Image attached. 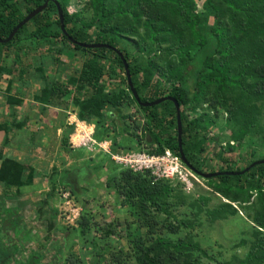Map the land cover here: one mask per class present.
Returning <instances> with one entry per match:
<instances>
[{
	"label": "rangeland",
	"instance_id": "1",
	"mask_svg": "<svg viewBox=\"0 0 264 264\" xmlns=\"http://www.w3.org/2000/svg\"><path fill=\"white\" fill-rule=\"evenodd\" d=\"M209 1L195 0L192 14L207 13L204 4ZM242 2H237L239 9ZM221 4L220 14L207 13L203 28L209 33L217 26L229 40L235 24L227 17L228 5ZM251 5L261 6L262 10L264 0H254ZM65 7L68 15H78L84 23L91 22L88 0H66ZM54 17L55 14L53 20ZM241 21L239 14L237 22ZM33 30L29 25L26 36ZM138 30L142 33V29ZM163 32L160 27L154 30L156 44L165 37ZM86 33L93 39L92 30ZM145 36L142 35L147 43L145 53L149 54L150 44ZM182 37L184 46L192 45L191 34L183 31ZM121 38L119 44L130 53L133 64L140 67L146 60H141L144 57L131 46L139 42L138 38L126 34ZM24 39L32 44L28 37ZM234 40L238 43L244 37ZM17 41L19 45L23 39ZM54 41L60 44L55 55L61 68L53 72L58 80L51 81L49 87L48 83L47 89L60 87L68 91L62 101L52 97L51 105L63 108L73 118L62 124L60 130L51 123L40 128L41 121L31 125L30 129L39 128L45 134L46 129H51L47 136L52 132L54 141H49L45 150L34 149L31 157L34 159L24 165L23 185L18 191L0 185V264H169V260L176 264L164 251L168 249L172 254L174 250L169 247L180 243H185L188 256L183 259L174 256L179 264H264L260 261L264 252L254 247L257 238L253 233L257 227L252 223V218L263 213L264 199L261 202L251 196L249 204L254 205V210L250 216L246 204L231 203L218 195L211 186L213 180L194 175L168 151L155 154L156 148L145 143L141 134L145 113L131 100L117 110H104L102 118L80 122L74 100L88 99L93 90L81 83L70 85L68 81L78 79L89 56L58 39L46 45L51 46ZM259 41L257 38L253 44ZM171 45L157 47L150 61L160 68L168 69L169 64L176 67L177 57L166 56L162 51ZM230 60L237 58L231 56L227 61ZM99 65L106 94L126 91L124 72L113 64L109 54ZM137 77L141 82L145 78L142 72ZM248 79L244 78L242 86L251 85ZM227 96L237 109L239 122L231 123L224 110H214L207 102L181 108L189 122L202 119L197 142L205 140V151L191 162V167L201 174L244 171L252 162L264 159L263 101L248 100L249 93L242 94L236 85L227 88ZM213 97L208 92L204 99ZM243 126L246 130L240 135ZM193 134L190 133V141ZM65 172L76 175L73 188L60 183ZM127 172L137 180L127 182L124 176ZM140 182L169 187L171 192L160 202L161 210L151 203L143 209L133 195L127 198L126 193H132L128 187Z\"/></svg>",
	"mask_w": 264,
	"mask_h": 264
},
{
	"label": "trees",
	"instance_id": "2",
	"mask_svg": "<svg viewBox=\"0 0 264 264\" xmlns=\"http://www.w3.org/2000/svg\"><path fill=\"white\" fill-rule=\"evenodd\" d=\"M54 1L61 8L68 37L82 44L107 45L123 56L129 68L133 88L141 103H153L168 97L176 101L180 110L182 152L190 166L191 162H195L205 151L203 148L205 140L201 139L197 142V131L201 130L202 119L189 122L181 108L207 102L214 110L216 108L224 110L231 123L239 122L235 105L232 106L228 96L226 97L227 88L234 85L242 94L248 95L249 93L251 97H247L248 100L264 103V61H262L264 59V25H260L264 23V8L261 10V6H252L251 3L254 0H242L241 9L237 5L240 0H210L204 4V9L212 16L216 15V12L218 14L222 12L221 2L228 5L230 15L227 17L235 24L233 25L234 35L229 40L226 38L225 31L217 26L212 27L209 33L205 31L203 24L207 20V13L203 12L200 16L192 14V10L195 9V0H88L92 13L90 23H84L78 15H68L65 7L66 0ZM46 2L48 6L43 13L23 27L9 44H0V46H13L18 36L25 33L27 27L32 25L34 30L29 34L28 39L45 42L58 39L74 51L89 56L82 65L78 79L68 81L70 85L81 83L93 90L88 99L74 100L73 107L78 109L77 118L80 122L91 118H102L104 110H117L128 100L137 105L128 87L126 91L105 93L104 75L99 62L105 61L107 53L113 59V64L124 72L120 59L110 50H84L71 45L60 31L54 2L49 0H0V40L7 39L26 15ZM53 14H55L54 20L52 19ZM239 14L242 17L241 22H237ZM159 27L160 30H164L163 36L165 37H162L156 44L154 30ZM138 29H142V33H139ZM90 30L93 31V39L86 33ZM183 31L186 35H192V45H183ZM123 34L131 35V37L134 35L138 38L139 42L131 46L144 57L141 60H146L140 67L136 63L133 64L130 53L119 44L118 41L122 39ZM142 35L148 36L146 40H149L150 44L149 54L145 53L147 43ZM238 36L244 37V40L236 43L234 37L237 39ZM257 38H260V43L255 45L253 43ZM245 42L247 45L243 46L242 43ZM173 43L176 44L171 45ZM163 44L171 45L163 48L162 51L166 52V56L175 55L177 57L176 67L169 64L168 69L160 68L150 61V55L153 56L152 53L156 52V48ZM231 56H235L237 61H227ZM224 57L225 61L222 60ZM235 63L236 65L233 66ZM138 72H142L145 76L142 82L137 79ZM244 78L251 79L250 86H242ZM213 89L214 91H211ZM208 92H212L214 97L205 101L204 97ZM66 95H68L67 90L51 87L43 91L40 98L49 106L52 97H56V101V99L63 100ZM139 109L145 113V127L141 131L145 143L156 148L155 154L160 155L163 151H168L180 161L174 105L171 102H165L153 108L139 107ZM245 130L244 126L241 127L240 135H243ZM192 132H194V137L190 141ZM0 162V185L6 189L18 191L23 185L24 165L8 159H0ZM253 163L255 162L251 164ZM251 164L247 166V169ZM240 172L242 171L231 170L224 173ZM124 176L127 182L137 180L128 172ZM75 177V174L65 172L60 183L73 188ZM211 180H213L211 186L218 195L231 203L246 204L245 208L249 210L250 216L254 210V205L249 204L251 196L255 195L261 202L264 199V165H256L241 176L223 175ZM128 189L132 193L131 195L126 193L127 198L131 199L133 195L139 200L143 209L147 203H151L156 209L161 210L160 202L171 192L169 187L162 183L151 186L146 182H140ZM252 220L254 227H257L253 233V236L257 238L254 247L257 251L264 252V211ZM184 227L187 226L184 225ZM169 248L174 250L172 254L168 253V249L164 252L176 264L179 263L174 256L181 259L188 256L184 250L185 243ZM251 253H248L247 258ZM260 261L264 262V259ZM169 264H172L170 260Z\"/></svg>",
	"mask_w": 264,
	"mask_h": 264
},
{
	"label": "crops",
	"instance_id": "3",
	"mask_svg": "<svg viewBox=\"0 0 264 264\" xmlns=\"http://www.w3.org/2000/svg\"><path fill=\"white\" fill-rule=\"evenodd\" d=\"M22 36L29 35L22 33L18 37L23 39L22 44L17 41L13 46H0V159L26 166V161L34 159V149L45 150L47 143L54 141L52 132L47 136L51 129H46L45 134L30 126L41 121L40 128L51 123L60 130L73 116L57 105L48 106L40 98L43 91L49 90L47 84L49 87L51 81L58 80L53 72L61 68L55 55L60 44L54 41L47 46L50 41L37 40L30 44Z\"/></svg>",
	"mask_w": 264,
	"mask_h": 264
},
{
	"label": "water",
	"instance_id": "4",
	"mask_svg": "<svg viewBox=\"0 0 264 264\" xmlns=\"http://www.w3.org/2000/svg\"><path fill=\"white\" fill-rule=\"evenodd\" d=\"M51 2L55 3L56 6V11H57V15H58V19H59V25H60V31L61 33L67 37L68 41L71 43V45L73 46H77L80 49H84V50H110L113 51L118 58L120 59L122 66H123V71H124V75H125V79H126V84L127 87L129 89V92L131 93L133 99L136 101L137 105L141 108H153L156 107L160 104H163L165 102H171L174 105V109L176 112V130H177V143H178V149H179V155H180V161L184 164V166L189 169L194 175L198 176L199 178L203 179V180H210L213 178H216L218 176H241L243 174H245L249 169L255 167L256 165H264V161H258L255 162L253 164L250 165V167L248 169H245L244 171L240 172V173H218V174H209V175H205V174H201L199 172H197L194 168H192L190 166V164L185 160L183 152H182V147H181V135H182V129H181V120H180V110H179V106L176 103L175 100H173L172 98H163L160 100H157L153 103H141L139 100L138 95L136 94L133 85H132V81H131V76H130V72H129V68L127 65V62L124 60L123 56L116 50L113 49L107 45H102V44H82V43H78L76 41H74L72 38L68 37L66 32H65V27H64V22H63V15H62V11L61 8L59 6L58 3H56L54 0H49ZM48 6V3H44L41 7L35 9L33 12L29 13L28 15H26V17L23 19V21L21 23H19L14 30L11 32V34L8 36L7 39L5 40H0V44H9L14 37L17 35V33L23 29V27H25L28 23H30L34 18H36L38 15H40L41 13H43L46 8Z\"/></svg>",
	"mask_w": 264,
	"mask_h": 264
},
{
	"label": "built area",
	"instance_id": "5",
	"mask_svg": "<svg viewBox=\"0 0 264 264\" xmlns=\"http://www.w3.org/2000/svg\"><path fill=\"white\" fill-rule=\"evenodd\" d=\"M168 154V153H167Z\"/></svg>",
	"mask_w": 264,
	"mask_h": 264
}]
</instances>
